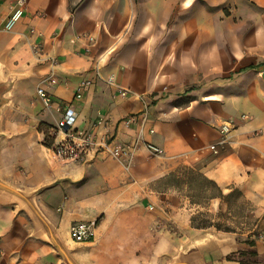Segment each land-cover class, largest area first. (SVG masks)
<instances>
[{
  "label": "crops",
  "instance_id": "1",
  "mask_svg": "<svg viewBox=\"0 0 264 264\" xmlns=\"http://www.w3.org/2000/svg\"><path fill=\"white\" fill-rule=\"evenodd\" d=\"M14 3L0 0V264H264V0H26L2 30ZM40 85L70 105L73 127L101 113L98 136L123 142L138 124L121 120L146 105L143 137L163 154L59 159L44 139L63 113L43 107ZM223 121L236 127L214 155ZM188 171L239 191L253 227L192 226L227 205L187 193ZM78 222L94 223L89 239L70 236Z\"/></svg>",
  "mask_w": 264,
  "mask_h": 264
},
{
  "label": "built area",
  "instance_id": "2",
  "mask_svg": "<svg viewBox=\"0 0 264 264\" xmlns=\"http://www.w3.org/2000/svg\"><path fill=\"white\" fill-rule=\"evenodd\" d=\"M25 3L26 0H15L11 12L3 20L1 27L2 30L9 31L14 23L23 16ZM30 32L33 33L34 30L30 29ZM88 39L93 41V37L91 36H89ZM32 49L34 53L41 54L42 50L38 44H33ZM49 60L52 67L57 64L56 58L51 57ZM44 81L47 84L56 83L52 69H50ZM106 81L116 88L120 96L126 97L129 95V90L120 88L112 76H109ZM90 84L91 81L82 80L76 89L75 98H81L82 92L86 90ZM35 93L45 109L54 108L56 111L63 113L62 117L52 128L55 136L52 139L51 145L48 146L52 149L54 155L59 159L74 163H86L95 152H101L114 160L121 161L125 163V165H128L133 159L135 151L140 146H143L152 156H161L163 154V150L160 147L146 141L143 137V130L147 120L146 105L144 106V109L141 113V117H139L138 114L133 113L121 120V124L126 127L133 123L138 124V132L135 138L129 142H123L116 139V137L107 134L100 137L98 136V133H96V128L98 129L101 126H105L107 123L103 114L100 113L98 115L90 130L75 128L73 127L74 114L70 111L69 104L59 101L54 105L51 94L44 86L41 85L36 87ZM247 117L248 115L242 114L240 119L245 120ZM235 127L236 123L233 121L221 122L218 127L219 139L216 142L208 144L207 149L214 155L218 154L220 147L227 143L230 134L235 129ZM152 131V129L149 130V132ZM93 227V222L74 223L70 227V236L77 241L87 240L92 236Z\"/></svg>",
  "mask_w": 264,
  "mask_h": 264
},
{
  "label": "rangeland",
  "instance_id": "3",
  "mask_svg": "<svg viewBox=\"0 0 264 264\" xmlns=\"http://www.w3.org/2000/svg\"><path fill=\"white\" fill-rule=\"evenodd\" d=\"M121 34L122 36L128 34V22ZM186 192L194 195L190 189H187ZM194 197L199 199L200 195H195ZM222 203H226L227 206H222L224 210H218L215 214L205 210L200 211L199 214L194 216L191 222L192 226L205 228L213 225L216 228L225 230H244L253 227L255 221H253L251 216H248V212H251V207L246 204L241 195L233 191L231 195L222 199Z\"/></svg>",
  "mask_w": 264,
  "mask_h": 264
},
{
  "label": "trees",
  "instance_id": "4",
  "mask_svg": "<svg viewBox=\"0 0 264 264\" xmlns=\"http://www.w3.org/2000/svg\"><path fill=\"white\" fill-rule=\"evenodd\" d=\"M250 68H253V65H249ZM52 140L50 137L46 136L44 139V144L46 146L51 145ZM189 172V177H188V185L190 187V190H192V193L194 195H202L205 191V189L209 188V195L210 197H217V198H225L226 196L231 195V193L234 191L238 195H240L239 191L237 190H232L228 195H223L221 190L215 185V183L211 180L206 179L204 176L201 174H193L192 172ZM251 255L254 256V254L251 252ZM251 264H254L253 261H251Z\"/></svg>",
  "mask_w": 264,
  "mask_h": 264
}]
</instances>
